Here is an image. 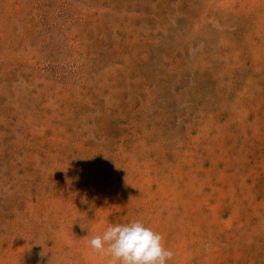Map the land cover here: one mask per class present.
Here are the masks:
<instances>
[{"label":"rangeland","instance_id":"rangeland-1","mask_svg":"<svg viewBox=\"0 0 264 264\" xmlns=\"http://www.w3.org/2000/svg\"><path fill=\"white\" fill-rule=\"evenodd\" d=\"M264 264V0H0V264Z\"/></svg>","mask_w":264,"mask_h":264},{"label":"clouds","instance_id":"clouds-1","mask_svg":"<svg viewBox=\"0 0 264 264\" xmlns=\"http://www.w3.org/2000/svg\"><path fill=\"white\" fill-rule=\"evenodd\" d=\"M164 238L140 221L109 226L90 240L91 249L110 256V264H167L174 253L164 246Z\"/></svg>","mask_w":264,"mask_h":264}]
</instances>
